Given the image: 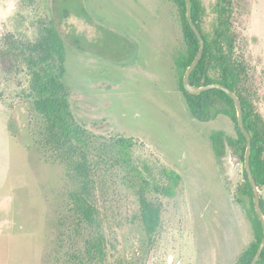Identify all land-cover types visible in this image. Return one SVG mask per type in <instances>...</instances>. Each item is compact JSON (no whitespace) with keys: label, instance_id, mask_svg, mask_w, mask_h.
<instances>
[{"label":"rangeland","instance_id":"1","mask_svg":"<svg viewBox=\"0 0 264 264\" xmlns=\"http://www.w3.org/2000/svg\"><path fill=\"white\" fill-rule=\"evenodd\" d=\"M199 2L202 31L222 27L236 88L264 131V0ZM51 27L64 46L69 122L83 135L77 176L65 150L39 142L25 62ZM185 50L172 0H0V264H234L254 242L243 161L210 141L214 131L235 138V123L192 117L175 63ZM141 194L158 209L153 232ZM81 195L94 222L74 212ZM96 235L103 259L90 247L95 259L83 263Z\"/></svg>","mask_w":264,"mask_h":264},{"label":"trees","instance_id":"2","mask_svg":"<svg viewBox=\"0 0 264 264\" xmlns=\"http://www.w3.org/2000/svg\"><path fill=\"white\" fill-rule=\"evenodd\" d=\"M176 5L181 22V30L183 41L186 46L185 53L179 55L175 59L176 67L181 75L184 74L186 68L193 61L197 50L198 40L190 28L186 19V3L185 0H172ZM191 2V20L200 31L204 40V49L197 65L189 74V81L194 85H206L209 83H219L232 90L241 102L242 120L246 130L250 136V149L248 157V165L251 169L252 176L258 188L264 186V131L259 122V118L253 113L249 103L243 98L236 88L238 73L235 69V63H231L221 44L223 34L222 27L215 29L214 36L208 37L201 28V19L203 14L202 6L199 0H190ZM31 53L26 57V64L32 69L31 89L34 92L35 110L44 120V126L40 131L41 138L39 142H43L45 147L48 145L54 150L66 151V162L69 168L74 169L76 176L82 172L86 166L83 147V135L78 128L72 127L69 120V112L67 111V103L65 100L66 93L62 92L60 78L63 74L64 46L59 33L54 27L47 29L41 34L40 39L30 47ZM47 60H56L58 62L57 70L55 65L51 67L48 63L45 67L40 66ZM29 64H28V63ZM183 77V76H182ZM180 88L183 92L187 108L196 120L205 122L215 118L218 114L229 117L235 123L237 136L231 138L224 135L221 131H214L210 134L212 148L217 156L224 154L226 148H230L233 153L242 161L246 148V140L240 132L236 121V110L231 98L220 89H207L196 95L189 94L183 87L182 78H180ZM75 142V144L73 143ZM80 158V159H78ZM245 182L242 185L241 192L250 197V206L252 208L251 221L255 240L251 243L239 256L234 264H249L259 241L262 237V227L255 213L253 205V196L244 169ZM74 204L77 207L82 221L89 223L94 222L93 204L83 195L77 198ZM141 208V220L147 232H153L158 226V209L152 204L147 203L142 194L139 196ZM260 206L264 214V206L260 198ZM80 218H78L77 226H82ZM84 226H89L84 223ZM77 234L80 233V231ZM87 250L83 263L88 262L89 258H94L91 254L90 247L97 249V261L103 259V249L100 245V238L96 235L92 241L86 240ZM95 259V258H94ZM255 264H264V248Z\"/></svg>","mask_w":264,"mask_h":264},{"label":"water","instance_id":"3","mask_svg":"<svg viewBox=\"0 0 264 264\" xmlns=\"http://www.w3.org/2000/svg\"><path fill=\"white\" fill-rule=\"evenodd\" d=\"M185 3H186V19H187V22H188L190 28L192 29V31L194 32V34L198 40V50H197V53H196L193 61L186 68V70L183 74V78H182L183 87L191 95H196L199 92H201L203 90H207V89H220V90L224 91L231 98V100L234 103L235 110H236L237 126H238L240 132L242 133V135L244 136V138L246 140V148H245V153H244L243 166H244V169L246 171L247 179L249 181L250 188L252 191L253 205H254L255 213H256V215L259 219V222L261 224V227H262V237H261L259 244L257 246V249H256V251H255V253H254V255H253V257L249 263V264H255L259 258V255H260L262 249L264 248V214H263L261 206H260L259 189H258V186H257L253 176H252L251 169L248 165L249 149H250L251 142H250L249 133L246 130L244 123H243V120H242L241 102H240L238 96L232 90H230L229 88H227L226 86H224L222 84L209 83L206 85H194V84L190 83L189 74L192 71V69L197 65V63L201 57L202 51L204 49V40L202 38L200 31L198 30L196 25L191 20V2H190V0H185ZM232 161L235 163L236 161H241V160L238 157H233Z\"/></svg>","mask_w":264,"mask_h":264}]
</instances>
